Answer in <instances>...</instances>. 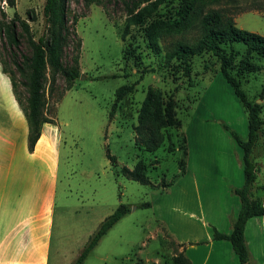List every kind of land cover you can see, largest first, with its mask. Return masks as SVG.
<instances>
[{"label":"rangeland","instance_id":"1","mask_svg":"<svg viewBox=\"0 0 264 264\" xmlns=\"http://www.w3.org/2000/svg\"><path fill=\"white\" fill-rule=\"evenodd\" d=\"M186 2L191 0H66L70 16L76 15L78 21L76 37L70 35L61 63L73 67L77 56L79 75L67 84L61 73L47 69L42 83V113L50 122L43 125L44 135L54 150L37 192V246L38 252L47 250V264H71L119 205L128 213L83 264H172L179 251L167 226L180 238L201 235L202 227L210 232L212 226H221L219 215L233 202L228 186L243 184L240 150L222 126L245 140L247 114L221 76L217 57L204 53L191 58L190 81L181 72L172 75L165 65V55L177 43L192 47L201 36L198 23L180 32L170 30ZM43 5L44 0H0V22L24 20L37 40L45 31ZM208 10L229 16L238 29L264 37V0H219L207 4L203 14ZM136 15L138 21L133 19ZM16 30L19 52L29 55L24 34ZM157 31L153 49L150 37ZM1 43L0 36V98H5L8 112L14 97L11 73L23 114L24 81ZM234 50L236 67L244 48L237 45ZM251 62L254 72L241 76L233 68L232 75L247 98L261 106L264 120V61L253 57ZM121 87L129 91L117 100ZM149 89L172 98L180 121L179 128L162 131L164 141L151 153L135 144L133 131ZM251 159L257 165L256 183L264 185V125ZM138 162L146 168L147 185L121 175V167L132 170ZM23 218L18 214L7 224L3 216L2 226L16 225Z\"/></svg>","mask_w":264,"mask_h":264},{"label":"trees","instance_id":"2","mask_svg":"<svg viewBox=\"0 0 264 264\" xmlns=\"http://www.w3.org/2000/svg\"><path fill=\"white\" fill-rule=\"evenodd\" d=\"M219 0H191L181 6L176 12V19L170 24L172 31H183L193 24L198 23L201 36L194 46L184 43H177L171 52L165 55L164 63L169 68L172 75L178 72L190 79L191 58L204 53H209L219 59V72L225 82L232 88L243 109L247 114L248 131L245 140H242L234 131L223 125L224 131L235 141L241 154L243 185L234 189L233 193L239 199V210L232 223L229 234H223L215 229L211 230L212 240L228 241L232 251L240 264H250L248 251L244 242V228L246 222L253 217L264 216V204L257 199H250L252 185L256 179V165L251 159V152L258 140L259 132L264 125L261 119V106L251 102L242 90L239 80L232 75L233 68L235 74L245 75L256 70V66L251 62L252 58L264 61V37L255 33H250L238 29L232 18L218 11L208 10L203 14V8L209 3H216ZM12 4V2H10ZM45 19V31L34 40L26 21L17 17L9 22H0L1 46L8 50L12 56V65L19 77L24 81L26 89V108L24 117L27 124V145L31 151L41 136L44 124L50 123L43 116V92L42 83L45 79L47 69L50 73H61L67 84L71 83L79 75L78 58H73L74 66L67 68L61 63L63 48L70 40V35L76 37L75 25L78 21L76 15L70 16V11L66 5V0H44L42 8ZM34 20L33 16H30ZM139 20V15L133 17ZM24 34L29 47V55L19 52V38L16 28ZM159 31L150 37L153 49H157L155 43ZM79 41V40H78ZM242 46L244 54L238 65L235 67L234 57L238 54L234 46ZM79 42H76V48ZM2 63V62H1ZM5 74L4 69H1ZM14 75L10 73L9 82L13 96L17 103V84ZM129 91L127 87H121L117 91L116 99L120 100ZM180 121L176 117L175 103L170 96H165L160 90L149 89L146 93L139 115L138 125L133 128L135 144L140 145L146 152L156 151L163 143L162 131L169 128H179ZM182 141L184 145L185 138ZM186 156V147L184 150ZM111 164L115 162L110 157ZM184 167V161H183ZM121 175L143 185L148 184L146 168L142 162H138L130 170L125 166L121 167ZM183 172V171H182ZM128 208L119 205L117 209L107 216L98 226L97 230L89 237L88 241L71 264H83L87 255L97 245L99 240L128 213ZM172 264H190L182 253L173 259Z\"/></svg>","mask_w":264,"mask_h":264},{"label":"crops","instance_id":"3","mask_svg":"<svg viewBox=\"0 0 264 264\" xmlns=\"http://www.w3.org/2000/svg\"><path fill=\"white\" fill-rule=\"evenodd\" d=\"M10 102L7 112L5 98H0V264H47V250L45 253L38 252L37 246V192L39 186L43 187L47 166L54 159V150L46 141L45 129L42 127L40 138L29 151L25 117L14 97ZM237 166L241 168V165ZM257 171L256 165V179L250 199H257L264 204V185L256 183ZM242 185L240 182L237 186H228L233 202L230 201L221 211V226L214 224L212 229L223 234L231 232L239 210V199L233 190ZM21 213L25 218L17 221L16 225L7 228L2 226L3 216L8 224L14 216ZM192 215L189 214V219H192ZM32 217L33 221L30 220ZM202 230L201 235L192 233L180 238L176 236L175 230L167 226L166 233L173 237L171 242L190 264H240L228 241L212 240L211 231H207L206 227H202ZM243 235L249 263L264 264V216L249 219ZM16 249L20 251L18 256L13 254Z\"/></svg>","mask_w":264,"mask_h":264}]
</instances>
